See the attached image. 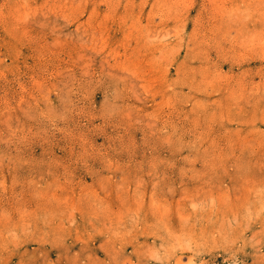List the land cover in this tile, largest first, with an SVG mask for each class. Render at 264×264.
I'll use <instances>...</instances> for the list:
<instances>
[{
	"label": "rangeland",
	"instance_id": "rangeland-1",
	"mask_svg": "<svg viewBox=\"0 0 264 264\" xmlns=\"http://www.w3.org/2000/svg\"><path fill=\"white\" fill-rule=\"evenodd\" d=\"M0 264H264V0H0Z\"/></svg>",
	"mask_w": 264,
	"mask_h": 264
}]
</instances>
